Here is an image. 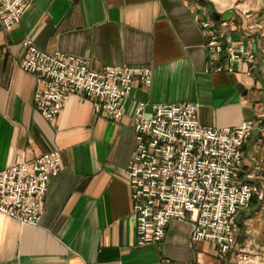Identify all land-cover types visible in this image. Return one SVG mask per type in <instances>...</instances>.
I'll use <instances>...</instances> for the list:
<instances>
[{
	"label": "crops",
	"instance_id": "1",
	"mask_svg": "<svg viewBox=\"0 0 264 264\" xmlns=\"http://www.w3.org/2000/svg\"><path fill=\"white\" fill-rule=\"evenodd\" d=\"M209 4L220 16L232 11L227 26ZM205 6L224 42L245 43L254 62L239 61L232 73L212 70ZM27 38L49 52L86 57L95 71L148 66L152 84L135 81L121 122L96 113L93 100L79 94L49 121L34 106V75L21 67ZM263 49L264 0H33L14 29L0 27V168L51 150L60 151L62 165L38 224L0 211V264H235L241 248L264 264V202L253 199L239 211L238 242L225 256L209 241L191 240L189 217L173 219L161 242L139 245L125 174L136 151L138 100L198 102L201 122L219 127L264 114ZM256 162L264 172L262 126L245 146L242 180Z\"/></svg>",
	"mask_w": 264,
	"mask_h": 264
},
{
	"label": "built area",
	"instance_id": "2",
	"mask_svg": "<svg viewBox=\"0 0 264 264\" xmlns=\"http://www.w3.org/2000/svg\"><path fill=\"white\" fill-rule=\"evenodd\" d=\"M33 0H0V27L14 29ZM201 19L215 72H234L239 61L254 62L256 53L245 43L224 42V31L209 15ZM221 26H227L223 21ZM21 67L32 73L33 102L47 120H56L72 94L92 99L96 113L121 122L137 79L150 87L152 69L129 64L90 67L88 58L49 52L31 38L24 41ZM263 56H264V49ZM226 57L228 64L219 63ZM150 107L152 115H147ZM264 128V114L235 126L205 125L198 102L150 103L138 100L134 111L136 151L125 174L137 215L139 245L161 242L173 219L192 221V241H209L220 255L232 252L241 227L237 215L253 199L264 202V172L256 162L241 178L245 146L256 128ZM62 165L60 151L0 168V211L21 223L38 224L45 211L51 179ZM235 264H254L252 253L239 249Z\"/></svg>",
	"mask_w": 264,
	"mask_h": 264
},
{
	"label": "water",
	"instance_id": "3",
	"mask_svg": "<svg viewBox=\"0 0 264 264\" xmlns=\"http://www.w3.org/2000/svg\"><path fill=\"white\" fill-rule=\"evenodd\" d=\"M209 9H210V11L212 12V14L215 16V17H217V18H221V19H223V20H225V21H227L229 18H230V15L232 14V11H228V12H226V13H224L223 15H218L216 12H215V9H214V6L212 5V4H209Z\"/></svg>",
	"mask_w": 264,
	"mask_h": 264
}]
</instances>
